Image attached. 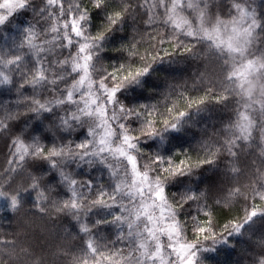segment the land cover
I'll return each mask as SVG.
<instances>
[{
    "label": "trees",
    "instance_id": "trees-1",
    "mask_svg": "<svg viewBox=\"0 0 264 264\" xmlns=\"http://www.w3.org/2000/svg\"><path fill=\"white\" fill-rule=\"evenodd\" d=\"M20 1L0 21V264H179L145 250L129 164L76 89L84 47L111 145L193 264H264V0Z\"/></svg>",
    "mask_w": 264,
    "mask_h": 264
},
{
    "label": "rangeland",
    "instance_id": "rangeland-1",
    "mask_svg": "<svg viewBox=\"0 0 264 264\" xmlns=\"http://www.w3.org/2000/svg\"><path fill=\"white\" fill-rule=\"evenodd\" d=\"M21 5L20 0H6L0 8V21ZM88 60L89 57L84 47L77 65L80 77L76 89L84 91V96L87 99L84 102L85 107L93 108V112L99 117L98 142L103 148L110 149L113 154L124 158L129 164L131 178L124 185V193L129 194L133 201H137V206L135 205L132 209L133 220L138 221L140 218L144 220L145 239L143 245L145 250L148 243L151 242L152 248H154L151 258L166 261L161 253L162 242H165L173 255L177 257L179 264H193L194 255L191 246L180 242L178 239L175 222L160 187L151 178L138 172L133 157L127 152V149L131 147L129 139L122 134L121 143L117 146L111 145L110 128L104 120L103 106L97 105L92 93L93 87L88 78ZM101 90L102 93L108 91L103 86H101ZM107 95V99L110 100L111 91H108ZM1 206L2 200L0 199V208ZM149 248L147 249L148 252Z\"/></svg>",
    "mask_w": 264,
    "mask_h": 264
}]
</instances>
